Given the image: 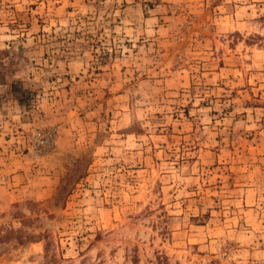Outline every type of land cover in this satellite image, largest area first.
I'll list each match as a JSON object with an SVG mask.
<instances>
[{
  "label": "rangeland",
  "instance_id": "374dc122",
  "mask_svg": "<svg viewBox=\"0 0 264 264\" xmlns=\"http://www.w3.org/2000/svg\"><path fill=\"white\" fill-rule=\"evenodd\" d=\"M0 264H264V0H0Z\"/></svg>",
  "mask_w": 264,
  "mask_h": 264
}]
</instances>
